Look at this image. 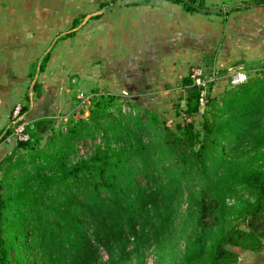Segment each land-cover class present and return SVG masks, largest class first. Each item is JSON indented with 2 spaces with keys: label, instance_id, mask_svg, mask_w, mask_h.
Here are the masks:
<instances>
[{
  "label": "trees",
  "instance_id": "16d2710c",
  "mask_svg": "<svg viewBox=\"0 0 264 264\" xmlns=\"http://www.w3.org/2000/svg\"><path fill=\"white\" fill-rule=\"evenodd\" d=\"M229 84L208 93L203 113L200 91L186 90L177 123L110 93L42 146L56 121L31 122L3 167L0 264H128L147 247L156 264L174 252L170 264H236L234 248L262 250L264 72ZM80 141H91L85 154Z\"/></svg>",
  "mask_w": 264,
  "mask_h": 264
},
{
  "label": "crops",
  "instance_id": "0c3cea01",
  "mask_svg": "<svg viewBox=\"0 0 264 264\" xmlns=\"http://www.w3.org/2000/svg\"><path fill=\"white\" fill-rule=\"evenodd\" d=\"M193 66L228 77L264 67V2L0 0V139L31 80L42 85L30 123L63 108L84 82L95 96L110 93L161 117L185 102ZM13 143L0 141V158Z\"/></svg>",
  "mask_w": 264,
  "mask_h": 264
},
{
  "label": "rangeland",
  "instance_id": "374dc122",
  "mask_svg": "<svg viewBox=\"0 0 264 264\" xmlns=\"http://www.w3.org/2000/svg\"><path fill=\"white\" fill-rule=\"evenodd\" d=\"M78 23L79 22H77V25H78ZM77 25L75 28L80 26V24H79V26H77ZM43 58H42V60H43ZM251 69L253 71H250ZM250 70L248 73L246 72L247 75L249 76V78L252 76H255L258 73L264 72V67H261L258 69L250 68ZM219 75L220 76H219L218 82L215 83L210 89V92L213 94V96L219 95L222 91H224L227 87L230 86V84H229L230 76L228 77L227 75H223L220 72H219ZM34 84L35 83L32 82V80L27 84V90H26L27 93L25 96V97H27V100L21 101L19 103L28 104L29 103L28 98L31 99V97L32 98L34 97V99H35V97L37 96V93L35 91ZM41 85L42 84L37 85V87L40 89V91H41ZM69 85H71V84H69ZM81 95H84L85 97L91 96L90 102H91V100H93L96 97L95 95H93V90L90 87V83L86 84V82H84L82 84V86L72 88V90L69 92V95L66 99V105H68V106L65 105L63 108L61 107V108L57 109V112L50 116V117H52L53 120L56 121L54 131H48V135L43 138V140L40 142V144H38V146L44 145L47 141V138L50 137L53 134V132H60V131L64 132V131H66L69 123H72L74 121H78L82 118H85V119L88 118L90 102L83 103L84 99L82 100L83 97H81ZM84 101H86V100H84ZM64 102H65V100H64ZM179 102H180L179 99L177 102H173L172 110L174 112L172 114L161 116V118H163L165 120H171L174 123L179 122L180 117L177 116V105L179 104ZM16 104H18V103H16ZM87 104H88V106H87ZM13 108H12V110H13ZM199 121H200V119L195 123L197 126L199 125ZM11 126H12V122L10 120V125L8 128H11ZM3 141H5L6 143H9L6 141V139H4ZM18 142L19 141L13 143L14 144L13 148L11 149L10 152H7V155L5 156V158H0V181H1L2 176H3V167H5L7 164L6 159L9 156H11L13 154V152L16 150V148L18 146ZM97 142L99 143L100 140L97 139ZM90 144H91V141H89L88 143H86L84 141H80L78 143L79 154H85L88 151V149H89L88 146H90ZM28 151L29 150H27V149L18 150V152H20L22 154H27ZM180 210H181V213L183 214L184 210H185V205H183ZM179 221H180V218H179ZM179 248H181V250L183 249L182 241L180 242ZM154 249H155L154 247H147L145 249H142L140 251V253L135 255L128 264H156L157 254H156ZM234 250L238 253V260H237L236 264H264V246H263L262 250H260V251H250V250H245V249L240 248V247L234 248ZM102 257L104 260L108 259V255L105 251H102ZM179 260H180V252H177V253L174 252L170 258H168V257L165 258L161 264H170L173 261L178 262Z\"/></svg>",
  "mask_w": 264,
  "mask_h": 264
},
{
  "label": "built area",
  "instance_id": "2783aa9c",
  "mask_svg": "<svg viewBox=\"0 0 264 264\" xmlns=\"http://www.w3.org/2000/svg\"><path fill=\"white\" fill-rule=\"evenodd\" d=\"M186 5L194 4L193 0H180ZM254 0H243L244 4H249ZM219 73L215 70H208L203 66H193L189 71V77L191 79V86L197 87L200 91L199 103L200 113H203L205 105L207 103V95L210 92L211 87L218 82ZM248 75L245 71H235L230 75V83L233 86L239 85L248 79ZM83 97V96H81ZM182 107H185V102L182 103ZM23 104L18 103L14 106L11 112L12 126L10 133L6 137L7 142L28 141L31 139V132L29 129L30 121L28 120L27 112H23ZM185 121H191L192 118L183 114Z\"/></svg>",
  "mask_w": 264,
  "mask_h": 264
},
{
  "label": "water",
  "instance_id": "95a60500",
  "mask_svg": "<svg viewBox=\"0 0 264 264\" xmlns=\"http://www.w3.org/2000/svg\"><path fill=\"white\" fill-rule=\"evenodd\" d=\"M207 65H209V63H207ZM189 90H198L197 87H191V88H188ZM31 109H33V98L31 97V104H30V108L29 110L27 111V114L31 111Z\"/></svg>",
  "mask_w": 264,
  "mask_h": 264
}]
</instances>
